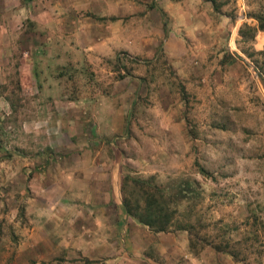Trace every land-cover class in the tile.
<instances>
[{"label":"rangeland","instance_id":"obj_1","mask_svg":"<svg viewBox=\"0 0 264 264\" xmlns=\"http://www.w3.org/2000/svg\"><path fill=\"white\" fill-rule=\"evenodd\" d=\"M34 1V18L51 34L45 55L68 56L49 69L65 90L54 98L72 103L35 108L52 120L46 133L42 123L22 124L31 100L15 93L10 72L12 113L0 119V264H188L157 250L185 239L186 254L202 263L264 264V0ZM156 23L178 31L183 58L168 59L158 39L144 51L135 43ZM76 153L115 165L120 209L156 199L168 231L139 224L129 233L120 223L113 239L94 228L82 234L65 194Z\"/></svg>","mask_w":264,"mask_h":264},{"label":"crops","instance_id":"obj_2","mask_svg":"<svg viewBox=\"0 0 264 264\" xmlns=\"http://www.w3.org/2000/svg\"><path fill=\"white\" fill-rule=\"evenodd\" d=\"M35 4L34 0H30L27 4L23 3L22 0H0V119L3 120L12 113V105L9 98L11 92L8 90L11 72L17 85L15 93L20 98L31 100V109L29 110L31 115L26 116L27 119L22 120L21 123H42L45 125L43 132L46 133L52 120H50L48 112L44 113L43 110L40 116L38 113H34L35 108L40 107L43 109L50 106V109L53 107L59 112V110H65L72 103V100L71 98H66L65 95L61 97L62 100L57 102L55 100L56 97H60L59 92L64 93L65 90L64 86L62 91L60 86L53 82L49 69L52 64H64V60L68 56L60 55L57 58L55 55H45L49 51L46 46L48 45L47 41L51 39V34L48 30H42L47 25L40 26V23L34 18ZM27 22H30V25L29 28L25 29L24 25ZM152 30L154 34L136 38L135 43L142 44V51H144L146 45L154 44L158 39L161 42L162 52L168 59L176 60L184 57L186 48L178 31L175 29L168 31L163 28L161 23L154 24ZM117 36L118 31L114 34L111 32L110 39H108V43H110L108 45L111 48L119 44L120 40ZM106 37L107 35L105 40H107ZM121 39V43L126 44L129 42L130 35L124 32ZM16 47H19L22 51L21 55H13ZM88 48H90L89 45ZM123 50L129 54L134 52L129 49ZM82 56L95 57L96 59L113 58V55ZM127 56L148 57L149 55ZM85 88L87 89L88 87L85 86ZM21 102L23 100H16L13 108L22 109ZM25 106L28 107V105ZM56 119L63 123L62 116ZM84 152L86 153L87 150H84ZM75 155H79V162L68 164V169L71 172L70 186L65 192L66 199L70 202L69 211L74 216L73 219H75V227L77 226L80 230L83 229L82 234L88 233L91 228H94V230L98 229L104 237H109L110 239L117 237L121 224L128 229L129 233L135 232L136 228H138L136 225L139 226V224L134 220H130L124 211L120 209L117 197V169L115 165L113 163L106 164L103 162L102 157L94 158V160L88 158L87 162H82V157H87V155L83 156L82 153H76ZM74 173H77L76 176ZM94 233L98 234L97 230ZM162 238L158 237L159 240H162ZM178 238L181 237L178 236ZM172 240L175 241V236L172 237ZM161 245L160 243L157 248L160 255L169 256L179 252L180 256L188 258V264H212L209 260L204 261L203 259L204 262L202 263L201 258L186 254V239L178 244L162 247ZM222 262H224L222 264H231L229 260H222Z\"/></svg>","mask_w":264,"mask_h":264},{"label":"trees","instance_id":"obj_3","mask_svg":"<svg viewBox=\"0 0 264 264\" xmlns=\"http://www.w3.org/2000/svg\"><path fill=\"white\" fill-rule=\"evenodd\" d=\"M122 206L127 217L134 220L136 223L147 227L150 231L154 233H165L168 231V214L163 212L162 206L152 196H148V198L144 200L142 209H140L137 205L130 206L126 201L122 202ZM187 232L189 234V231ZM205 245L209 244L205 243ZM192 246L193 244L188 240V248L190 252L193 253ZM212 248L218 252L226 253L217 246Z\"/></svg>","mask_w":264,"mask_h":264}]
</instances>
